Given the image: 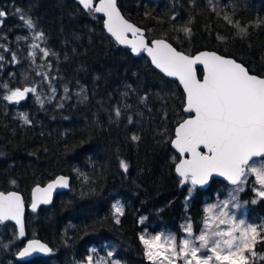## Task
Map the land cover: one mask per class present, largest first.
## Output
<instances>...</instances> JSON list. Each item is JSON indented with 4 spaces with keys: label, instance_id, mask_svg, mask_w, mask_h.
<instances>
[{
    "label": "trees",
    "instance_id": "1",
    "mask_svg": "<svg viewBox=\"0 0 264 264\" xmlns=\"http://www.w3.org/2000/svg\"><path fill=\"white\" fill-rule=\"evenodd\" d=\"M119 7L149 41L166 39L189 55L215 51L264 77V0H119ZM0 10L7 13L0 26V85L35 86L44 101L41 106L29 93L19 103L9 102L3 99L8 89L0 86V191L23 194L26 239L39 238L53 249L49 257L18 261L25 241L15 225L3 223L0 264H82L92 247L105 243L116 246L123 264H150L141 235L166 230L179 237L186 220L199 230L207 202L224 197L229 186L214 180L206 191L193 189L175 171L180 157L171 140L189 116L179 84L157 72L144 53L135 57L119 46L102 17L72 0H0ZM225 15L247 33H239ZM29 18L34 28L26 25ZM183 27L191 29L190 36L179 31ZM40 32L44 39L34 40ZM33 43L50 54L36 49L33 62ZM12 53L18 62H12ZM121 161L128 164L126 172ZM60 174L72 178L70 189L30 211L32 188ZM246 186L240 199L249 203L248 216L264 224V199ZM117 199L124 208L119 224ZM256 250L264 252V241Z\"/></svg>",
    "mask_w": 264,
    "mask_h": 264
},
{
    "label": "snow or ice",
    "instance_id": "2",
    "mask_svg": "<svg viewBox=\"0 0 264 264\" xmlns=\"http://www.w3.org/2000/svg\"><path fill=\"white\" fill-rule=\"evenodd\" d=\"M78 2L89 13H103L106 16L104 26L119 44L129 45L135 54L146 52L156 68L169 77L178 78L183 85L186 94L184 111L193 115L178 124L175 138L171 140L180 157L175 163V171L182 178L181 183H190L194 189L197 185L207 184L213 175H217L236 186L229 199L204 209L203 227L199 234L193 231L189 222L183 226L186 236L181 238L179 244L174 234L161 233L150 237L141 235L139 239L144 245L145 256L152 264H177V261L181 264H251L257 256L256 243L258 240L264 241V226L248 223L244 219L237 220L229 211V205L240 207L236 193L243 191L242 185L247 183L250 175L255 176L259 185L253 191L257 197L264 198V159H260L259 164L254 160L264 158V77L251 74L242 63L216 52L205 51L193 56L178 51L163 38L153 39L149 43L144 32L121 15L116 0ZM209 3L211 4V0ZM212 11H216L214 6ZM6 16L7 13L0 10V26ZM21 19L24 17L21 16ZM223 19L236 27L239 33H247V28L242 27L238 21H233L227 15ZM25 23L29 28H34L30 18ZM257 23L259 25L260 22ZM179 31H183L186 36L191 35L188 27ZM43 39L42 32L34 36V40ZM0 48H4V45H0ZM31 48L33 62L36 49L44 57L50 54L47 49H40L38 43H33ZM5 51L8 49L5 48ZM11 59L14 63L18 62L15 53L11 54ZM3 60L4 56L0 55V61ZM197 65L203 66L202 78L197 75ZM43 75L47 77V73ZM0 86L8 89L4 100L19 103L32 93L43 106L44 101L40 99L35 86H25L22 89L17 87L14 90L7 84ZM55 91L53 88L52 92ZM67 91L65 88V92ZM115 115H121L119 108L115 110ZM22 118L26 124L31 123L26 114H22ZM131 138L134 141L139 139L136 135ZM173 159L175 162V157ZM121 167L125 172L128 170V164L124 161H121ZM11 183L15 184L16 181ZM58 186L68 187V179L61 176L46 188L37 186L33 190L31 210L36 211L41 203H50L51 194ZM252 202L256 203V200ZM113 209L115 222L119 224V217L124 214L123 205L117 202ZM24 211V199L18 192L0 191V224L15 221L19 226L18 238L25 236ZM52 252V248L39 240H30L18 255L26 257L34 253ZM92 252H96V249H92ZM113 256V251H108L105 257L95 259L93 255H88L82 264H120ZM260 259L264 260V256Z\"/></svg>",
    "mask_w": 264,
    "mask_h": 264
},
{
    "label": "water",
    "instance_id": "3",
    "mask_svg": "<svg viewBox=\"0 0 264 264\" xmlns=\"http://www.w3.org/2000/svg\"><path fill=\"white\" fill-rule=\"evenodd\" d=\"M72 1H74L75 3H77L78 5H80L79 2H78V0H72ZM116 4H117V7H118L119 10H120L121 15L124 16V14L122 13V11H121V9H120V7H119V0H116ZM80 7H81L84 11H87L86 9L83 8L82 5H80ZM95 14H97V15L100 16V17H102V18H103V23H104V21H105V19H106V16H105L103 13H95ZM124 18H125L126 20H128L125 16H124ZM128 21H129V23L134 24V23L131 22L130 20H128ZM134 25L137 26L136 24H134ZM137 27H139V26H137ZM104 28H105V26H104ZM139 28H140V27H139ZM140 29L144 32V35H145L146 40L150 43L152 40L149 41V39H148L147 36H146V31H145L144 29H142V28H140ZM105 31L107 32L106 28H105ZM107 34H108L113 40H115V38L112 37L110 33L107 32ZM128 35H129V39H131V38H132V37H131V34L129 33ZM157 39H162V38H157ZM115 42H116L119 46H121V47H127V48H129V49L131 50L133 56H135V57H139L141 53H144V55L148 58V60H149L150 63L152 64L153 68H154L157 72H159L161 75H163L166 79H169V80H171V81H176V82L179 84V86L182 88L183 92H184L183 85L180 83L179 79L176 78V77H169V76H167L165 73H163L160 69L156 68L155 65L151 62V58L147 55L146 52H141L140 54H135V53H133V51H132V49H131V47H130L129 45H121V44H119L116 40H115ZM168 42H169V41H168ZM169 43H170V42H169ZM172 46L175 47L173 44H172ZM175 48H176V47H175ZM176 49H177V48H176ZM177 50H178V49H177ZM178 51H180V50H178ZM205 51H207V52H215V51H210V50H203V51H199V52L193 54V56L198 55L199 53H201V52H205ZM184 53H185V52H184ZM216 53H217V52H216ZM185 54H186V53H185ZM217 54H218V55H221V54H219V53H217ZM187 55H189V54H187ZM221 56H224V55H221ZM224 57H226V58H230V59H234V58H232V57H227V56H224ZM234 60H235V59H234ZM236 61H237V60H236ZM237 62H238V63H241V62H239V61H237ZM243 65H244V64H243ZM244 66H245V65H244ZM245 67H246V66H245ZM199 68H200V69L202 70V72H203V66H202V65H197V75H198V77L202 78V76L199 75V71H198ZM246 68H247V67H246ZM247 69H248V68H247ZM250 73H251V72H250ZM251 74H253V73H251ZM253 75H256V74H253ZM257 76H259V75H257ZM260 77H262V76H260ZM184 93H185V92H184ZM185 106H186V94H185ZM185 113H186V112H185ZM186 114L189 115L187 118H189L191 115H193V114H191V113H186ZM174 138H175V137H174ZM172 147H173V146H172ZM173 149H174L175 152L179 155V153L177 152V150H176L174 147H173ZM202 150H203V149H202ZM259 159H264V158H259ZM254 160H257V158H254ZM176 173H177V172H176ZM177 175H178V173H177ZM61 176L66 177V178L68 179V187H59V186L56 187V188L53 190L52 194H51V202H50V203H47V204H45V203H41V204H39L38 207H37V209H36V211H37L41 206H49V205H51V204L54 202L56 196H57L59 193L64 192V191H67V190L70 189V187H71V182H72V178H71L70 176H68V175H64V174H60V175L56 176L55 178H53L51 181H49V182L46 183L45 185H36V186H34V187L32 188V190H31V199H30V204H29V206H28V209H29L30 211H32L30 205H31V202H32V200H33V190H34L37 186H39L40 188H46L47 185H48L49 183H52L54 180H56V178L61 177ZM178 176H179V175H178ZM179 177H180V176H179ZM180 178H181V177H180ZM181 179H182V178H181ZM214 180H219V181H222V182L227 183L229 186H234V185H232L230 182H228L224 177H220V176H217V175H213V176L209 179V181H208L207 184L202 185V186H201V185H197V186H195V188H198V189H200V190H204V191H206V190H208V189L210 188V186H211V184H212V182H213ZM10 191L18 192V193L23 197V199H24V196H23V194H22L20 191H17V190H10ZM10 191H8V192H10ZM6 193H7V192H6ZM24 205H25V211H24V217H23V219H24V226H25V236H24L23 238H19V239L22 240V241H25V242H24V245L21 247V249L18 251V253H19V252H20V251H21V250L27 245L28 241H30V240H39L41 243L46 244L48 247H50L46 242L42 241V240L39 239V238L26 239V238H27V235H26V222H25V217H26L27 205H26V203H25V199H24ZM36 211H34V212H36ZM32 212H33V211H32ZM4 223H11V224L15 225L16 228H17V235H18V233H19V226L16 225L15 221H11V220H9V221H5ZM50 248H51V247H50ZM18 253H17V255H16V259H17L18 261H21V262L30 261V260H32V259L35 258V257H49V256H51V254H52V253H51V254L34 253V254L30 255V256L20 257V256L18 255ZM263 264H264V260H263Z\"/></svg>",
    "mask_w": 264,
    "mask_h": 264
},
{
    "label": "rangeland",
    "instance_id": "4",
    "mask_svg": "<svg viewBox=\"0 0 264 264\" xmlns=\"http://www.w3.org/2000/svg\"><path fill=\"white\" fill-rule=\"evenodd\" d=\"M255 161H256L257 164H259L260 159H257V160H255ZM247 183L250 184V185L253 187V189L259 187V185L256 183V179H255V176H254V175H250V176H248V178H247ZM247 183H245L244 185H242V187H243V191H239V192L236 193L237 201L239 202L240 207H239V208H236V207H233L232 204H230V205H229V211H230L233 215L236 216L237 220H239V219H244V220H245L246 222H248V223H253V224L258 225V226H264V224L262 223V221H259V219H257V218L252 219V218H250V217L248 216L249 203H248L247 201H242V200L240 199V198H241L240 195H241V194L247 189V186H246ZM228 186H229V185H228ZM235 188H236V186H229V187L226 189V193H225V196H224V197L215 196L214 199H213L212 201H210V202L208 201V202H207V204L205 205V208H206L207 206H209V205L219 204V203H221L222 201H224L225 199H229L230 194L233 193V191H234ZM253 192H254V194L256 195V192H255V191H253ZM191 194H192V191L190 192L189 196H188L187 199H186L187 202H188V199H189V197H190ZM256 199H264V198H259V197H257V195H256ZM117 202L120 203L121 200H120V199H117V200L115 201L114 204H116ZM233 203H235V202H233ZM120 204H121V203H120ZM208 215H212V213H208ZM204 216H205V211H204ZM203 219H204V218H203ZM189 222H190L189 220H186V221L183 223V226H184L185 224L189 223ZM190 223H191V222H190ZM191 224H192V223H191ZM202 227H203V221H202V224H201L199 230H200ZM221 227H225V226H221ZM199 230H195L194 227H193V231H194L196 234H199ZM258 230H259V229H258ZM161 233H163V234H165V235H167V234H173V233L170 232V231L162 230V231H160V232H158V233H156V234H149V233L146 234V233H145V234H143V235H146V237H150V236L157 235V234H161ZM174 235H175V234H174ZM175 236H176V235H175ZM184 236H186V233H184V231H183V227H182V234H181L179 237L176 236V238H177V244H179L181 238L184 237ZM162 239H163V237H162ZM258 242H260V241L258 240ZM258 242H257V243H258ZM257 243H256V245H257ZM256 245H255V252L257 253V256H256V258H254V259L252 260L251 264H252L254 261H258V260H260V257H261V256H264V252H261V251L258 252V251L256 250ZM92 249H96V252L93 253V252H92ZM108 251H113V252H114L113 259H117V258H116V246H115L113 243H105V244L102 245V246L92 247L91 250H90V255H93L94 259H95L96 257H105ZM203 254H204V253H201V255H203ZM120 264H123V263L120 262ZM150 264H152L151 261H150ZM177 264H181V262H180V261H177Z\"/></svg>",
    "mask_w": 264,
    "mask_h": 264
}]
</instances>
